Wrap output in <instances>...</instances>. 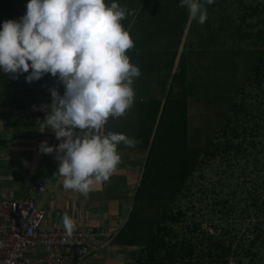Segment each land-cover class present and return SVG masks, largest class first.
I'll return each instance as SVG.
<instances>
[{
  "label": "trees",
  "instance_id": "1",
  "mask_svg": "<svg viewBox=\"0 0 264 264\" xmlns=\"http://www.w3.org/2000/svg\"><path fill=\"white\" fill-rule=\"evenodd\" d=\"M118 2L134 11L123 23L141 75L134 105L105 132L149 154L113 244L142 247L136 264H264V0H215L203 24L179 0ZM26 4L0 0V23ZM208 49L212 72L193 60ZM26 75L0 76V88H64Z\"/></svg>",
  "mask_w": 264,
  "mask_h": 264
},
{
  "label": "clouds",
  "instance_id": "2",
  "mask_svg": "<svg viewBox=\"0 0 264 264\" xmlns=\"http://www.w3.org/2000/svg\"><path fill=\"white\" fill-rule=\"evenodd\" d=\"M179 2L190 21L203 24L206 6L215 0ZM131 15L118 0H27L19 19L0 23V76L27 74L31 83L51 74L64 86L62 95L50 90L52 102L39 106L46 115L36 121L41 132L51 129L60 142L42 141L39 151L55 154L63 189L85 198L116 172L118 146L137 144L124 133L105 132L110 117L126 115L135 103L141 70L127 54L134 40L123 23ZM62 224L71 236L75 221L65 213Z\"/></svg>",
  "mask_w": 264,
  "mask_h": 264
},
{
  "label": "crops",
  "instance_id": "3",
  "mask_svg": "<svg viewBox=\"0 0 264 264\" xmlns=\"http://www.w3.org/2000/svg\"><path fill=\"white\" fill-rule=\"evenodd\" d=\"M57 89L62 95L64 88ZM50 90L0 88V201L37 198L36 180H47V190L39 202L46 210L49 225H63L62 217L67 213L76 227L116 226L121 232L133 211L149 152L119 145L121 163L109 181L97 186L87 198L78 192L64 190L62 177L56 175L59 161L55 154L39 151L42 141H47L50 146L60 142L51 129L41 132L36 124L46 115L45 111L38 110L39 106L52 102ZM111 245V248H105V254L114 250L125 252L121 247L142 252L139 246ZM114 246L118 248L114 249Z\"/></svg>",
  "mask_w": 264,
  "mask_h": 264
},
{
  "label": "built area",
  "instance_id": "4",
  "mask_svg": "<svg viewBox=\"0 0 264 264\" xmlns=\"http://www.w3.org/2000/svg\"><path fill=\"white\" fill-rule=\"evenodd\" d=\"M47 187L36 180L37 198L0 201V264H79L119 234L116 226L82 225L68 236L63 225H49L39 202Z\"/></svg>",
  "mask_w": 264,
  "mask_h": 264
},
{
  "label": "rangeland",
  "instance_id": "5",
  "mask_svg": "<svg viewBox=\"0 0 264 264\" xmlns=\"http://www.w3.org/2000/svg\"><path fill=\"white\" fill-rule=\"evenodd\" d=\"M193 60L196 65L197 64L199 65V63H202L203 67H209L210 72H212L211 67H213L214 53L211 52V50L208 49L207 52L203 54H198L197 56L193 58ZM230 81H231V78L225 79L224 84H226L228 87V85L230 84ZM191 111L193 115L197 114L199 112V106L193 107ZM195 124H197V122ZM195 124H194V127H195ZM112 246L113 245H110L109 248H111ZM116 246H114L113 248L114 249L118 248ZM120 249L125 250V252L118 253L116 252V250H114L111 253L105 254L106 253L105 251L107 250L105 249V250L96 252L94 255L89 256L87 259H84L79 264H136L137 263V260L139 259V256H140V251H137L136 249H134V252H136L134 253L132 252V250L130 251V249L128 248L121 247ZM130 254L132 256H130Z\"/></svg>",
  "mask_w": 264,
  "mask_h": 264
},
{
  "label": "bare ground",
  "instance_id": "6",
  "mask_svg": "<svg viewBox=\"0 0 264 264\" xmlns=\"http://www.w3.org/2000/svg\"><path fill=\"white\" fill-rule=\"evenodd\" d=\"M45 195V194H44ZM31 198V197H30ZM42 200V199H41ZM40 205H41V202H40ZM46 211V210H45ZM48 213V212H47Z\"/></svg>",
  "mask_w": 264,
  "mask_h": 264
}]
</instances>
